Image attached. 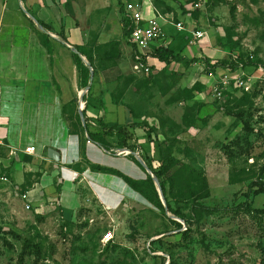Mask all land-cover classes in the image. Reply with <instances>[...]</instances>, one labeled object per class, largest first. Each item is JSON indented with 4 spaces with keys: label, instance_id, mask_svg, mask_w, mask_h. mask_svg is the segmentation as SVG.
<instances>
[{
    "label": "rangeland",
    "instance_id": "obj_1",
    "mask_svg": "<svg viewBox=\"0 0 264 264\" xmlns=\"http://www.w3.org/2000/svg\"><path fill=\"white\" fill-rule=\"evenodd\" d=\"M173 4L174 18L191 14L182 20L185 29L195 22L191 25L205 29L213 40L220 38L219 49L229 53L233 43L231 56L241 55L244 62L264 68V0ZM44 6L53 12L47 27L62 40L70 39L92 63L91 86L78 89L88 103L87 113L99 120V109L105 106L106 123L100 122L110 130L125 129L134 145L140 139L139 150L151 173L164 164L161 180L167 200L185 220L168 212L169 218L163 205L161 209L137 193L123 196L119 207L109 210L81 186L82 206L68 216L50 212L48 204L26 210V203L11 192L6 203V196L0 197V264H260L264 192L257 193L259 184L264 185V83L252 81L249 92L229 89L217 99L212 87L219 81L223 59L214 60L215 66L206 60L200 72L198 64L204 60L194 56L180 70L143 74L122 50L120 9L114 0H47ZM171 31L177 33L174 27ZM110 73L114 77L105 78ZM195 84L197 89L190 92ZM226 103L234 114L243 111V119L226 116L221 110ZM66 112L70 130L81 133L75 113L70 108ZM241 122L249 124L251 134L245 135ZM108 232L113 239L103 243ZM27 241L38 250L29 246L21 256Z\"/></svg>",
    "mask_w": 264,
    "mask_h": 264
},
{
    "label": "crops",
    "instance_id": "obj_2",
    "mask_svg": "<svg viewBox=\"0 0 264 264\" xmlns=\"http://www.w3.org/2000/svg\"><path fill=\"white\" fill-rule=\"evenodd\" d=\"M44 1L47 0H0V154L3 152L0 156V197L6 196L2 198L6 203L5 199L9 200L11 192L18 199L16 195L24 189L23 193H28L29 200H33L29 202L30 206L43 208L48 204L46 209L49 211L58 210L62 215L73 216L82 206L79 190L81 186H85L105 209H117L123 196H130L135 192L119 177L95 172L89 165L116 170L133 180H143L146 173L140 172L134 165L131 154L118 155L119 151L126 148L116 147L118 141L115 138H107L110 147L105 150L96 142H84L82 136L85 133L70 130L66 111L68 105L76 99L78 112L82 93L78 89L83 87L76 70L70 39L62 40L53 30L43 28L46 31L43 32L37 26L38 22L45 25L46 22H51L52 9L45 8ZM114 1L120 7L119 2ZM138 2L144 4V19L152 18L154 10L168 21L182 23L183 19L191 18L190 13L178 14L174 18V13L170 10L174 5L173 0ZM168 21L162 22L165 33L164 48L170 49L174 56L181 57L183 61L190 56L204 60L198 64L199 71L206 60L215 66L214 60L227 61L231 56L219 49L220 38L213 40L205 29L196 28L195 22L188 23L187 30L172 34L173 26ZM193 23L194 27L191 25ZM121 27L123 28L122 23ZM191 30L203 31L206 36L190 45L188 41ZM181 33L187 35L182 36ZM126 39L123 35L122 50L125 53L128 51V56L133 60V47ZM156 49L159 48L154 46L153 52ZM80 55L87 59L82 52ZM152 57L151 65L159 67L153 73L182 68V62L166 65L155 58L154 53ZM114 72L119 74L120 70L115 67ZM249 72L250 70L246 71ZM112 77L114 75L110 73L105 78ZM211 83L214 84L215 79ZM85 107L84 102V109ZM87 111L85 119L96 124L94 128L98 131H94V134L100 133L101 122L106 123L105 106L99 109V120ZM138 143L140 139L136 145L128 142L130 146L137 147L134 152H141ZM27 147H33L35 154L25 153L24 149ZM50 149L60 154L59 163L52 162L48 157Z\"/></svg>",
    "mask_w": 264,
    "mask_h": 264
},
{
    "label": "built area",
    "instance_id": "obj_3",
    "mask_svg": "<svg viewBox=\"0 0 264 264\" xmlns=\"http://www.w3.org/2000/svg\"><path fill=\"white\" fill-rule=\"evenodd\" d=\"M123 6L124 17L130 23L127 27L128 35L127 42L130 46L133 47V62L136 67V70L143 73L149 74L157 72L159 70L157 65H151L153 60V47L164 48L165 33L162 27V22L165 23L166 20L163 15H160L154 10V16L152 18L144 19L142 14V3L138 0H116ZM176 31L182 32L185 31L184 25L180 21L173 22L168 21ZM191 37L188 41L190 45H194L198 40L203 39L206 36V33L200 30H191ZM235 60V58H231ZM154 67V68H153ZM254 72V74L246 73V71ZM214 79V78H213ZM256 81L259 83H264V68L258 66L244 68L243 64H238L237 68L231 70L230 67L222 68L221 74L219 75V81L215 83L212 87L215 98L220 99L224 92L232 89L238 92H249L251 89V82ZM82 104V107H81ZM79 109H84V102L79 103ZM83 127H95V123L89 122L84 118ZM86 143L91 144L88 140L87 133L85 132ZM25 153L33 155L35 150L33 147H27L24 149ZM138 156L141 157V152H137ZM118 155L128 156L129 152L126 149L119 151ZM143 160V159H142ZM5 181V179H2ZM18 196L25 204V209H30V200L28 193H22L16 195ZM112 234L108 232L102 238L103 243H108L111 241Z\"/></svg>",
    "mask_w": 264,
    "mask_h": 264
},
{
    "label": "trees",
    "instance_id": "obj_4",
    "mask_svg": "<svg viewBox=\"0 0 264 264\" xmlns=\"http://www.w3.org/2000/svg\"><path fill=\"white\" fill-rule=\"evenodd\" d=\"M119 14L121 16V23H122V31H123V35H128V32H127V27L130 25L129 21L127 19H125L124 17V11H123V6L120 4V7H119ZM38 24L49 31V28L42 22H38ZM229 48L230 50L228 51L229 53H231V51H233V49L235 48V45L230 44L229 45ZM77 49V48H76ZM78 52H80L78 49H77ZM81 54V52H80ZM74 56V61H75V65H76V70H77V73H78V77L80 79V84L82 87H86L87 83H88V79H89V75H90V72L88 70V68L82 63L81 59L77 56V55H73ZM154 56L155 58H157L160 62H163L165 63L166 65L170 64L171 62H176V63H180V62H183V59L179 56H174L173 52L168 49V48H159V49H156L154 51ZM88 62L90 64V66H92V63L90 61V59H88ZM242 63L244 68H247V67H254L257 65V63H253L251 61H249V59L244 60L242 59V56L239 55L237 56V58H235V60H231V59H228L227 61H223V67L222 68H226L227 66L230 67L231 70H234L235 68H237L238 64ZM197 89V85L195 84L193 86V88L190 89V92L194 91ZM88 94H90V91L88 92ZM76 103V99H74L69 105H68V108H70V110L72 112H74V108H73V104ZM86 103V101H85ZM87 105L88 103H86V107L85 109L83 110V116L85 118L86 116V111H87ZM229 104L226 103L225 106H223L221 108L222 112L226 115V116H229V117H232L234 119H243V111L242 112H239L237 114H234L233 113V110L232 109H229L227 106ZM72 107V109H71ZM77 111H75V121L77 122V130L80 129L83 133H87V136H88V140L90 142H96L98 143L103 149L107 150L109 149L110 145H109V142L107 141V138H115L118 142L116 144V147L118 148H126L130 151H134V148L133 146H130L128 144V142L132 139V135L130 133H128L125 129H115V130H110L108 129L106 126H104L102 123L100 124V128H99V132L100 133H96V134H90L88 133L87 131V127H83L82 124H81V121H80V118H79V115L78 113H76ZM241 125H242V130L244 131L245 135H249L251 134L252 130L250 129L249 127V124L246 123V122H241ZM102 128V129H101ZM76 131V130H75ZM78 132V131H77ZM84 142H86V138H84ZM142 159H143V155H141ZM131 158L134 160V162H136V160L133 158V156H131ZM143 161L145 162V164L147 165V162L145 160V158L143 159ZM164 165V164H162ZM160 166L159 169L157 171H152L153 175L156 177V179L159 181V184H160V188H161V191H162V194L165 198V201H166V205H167V208H168V212L172 213L173 215H175L177 218L181 219V220H185V217L182 215L181 212H178V211H174L171 207V205L169 204L170 202L167 200V197H166V184L164 183V181H162V176H163V173H162V169H163V166ZM90 166V169L95 171V172H100V173H105V174H111V175H114L116 177H119L120 179H122L126 185H128V187H130V189L132 191H134L135 193L143 196L145 199L149 200L150 202H153V203H156L157 206L159 208L162 209V204L160 202V199H159V195H158V192L156 191V187L154 185V182L152 180V178L146 174V178L144 180H133L125 175H123L122 173L116 171V170H113V169H109V168H105V167H101V166H96V165H89ZM149 167V166H148ZM150 168V167H149ZM260 185V192H258L257 194H260V193H263L264 192V185L262 184H259ZM204 212L205 211H209L207 209H202ZM163 211H164V208H163ZM165 213V212H164ZM170 223L173 224V225H176L177 223L170 220ZM180 226V225H179ZM189 231H184L182 233V237H187ZM26 243V242H25ZM27 245L24 246V249L22 250V254L21 256H23L25 254V250H27V247L29 246H32V248L37 252V246L36 245H32L31 242L27 241ZM164 260V259H162ZM169 264H174L173 261H170ZM260 264H264V254L262 255V259H261V262Z\"/></svg>",
    "mask_w": 264,
    "mask_h": 264
},
{
    "label": "water",
    "instance_id": "obj_5",
    "mask_svg": "<svg viewBox=\"0 0 264 264\" xmlns=\"http://www.w3.org/2000/svg\"><path fill=\"white\" fill-rule=\"evenodd\" d=\"M26 15H28L27 13H26ZM29 16V15H28ZM29 18L34 22V23H36V21L32 18V17H30L29 16ZM37 24V23H36ZM38 26V28L41 30V31H43V32H46L41 26H39V25H37ZM72 52L75 54V55H77L80 59H81V61L84 63V65L88 68V70H89V72H90V77H89V81H88V86H87V88H86V91H88V89H89V87L91 86V84H92V81H93V77H94V72H93V70H92V68L90 67V64L84 59V58H82L81 57V55H80V53L77 51V49H75V48H72ZM82 94L80 95V97H79V103L82 101ZM78 115H79V118H80V120H81V123L83 124V121H84V116H83V109H78ZM126 151H128L129 152V154H131L136 160H137V162L142 166V168L144 169V171L146 172V174H148L151 178H152V180H153V182H154V185H155V187H156V191L158 192V195H159V198H160V200H161V202H162V205H163V208H164V212H165V214L169 217V218H172V217H170L169 215H168V208H167V205H166V201H165V199H164V197H163V194H162V191H161V188H160V184H159V181L153 176V174L150 172V170L148 169V167H147V165L145 164V162L138 156V154H137V152H134V151H130V150H128V149H126ZM48 157L50 158V160L52 161V162H54V163H59V161H60V154L57 152V151H54V150H52V149H50L49 151H48ZM155 240H157V239H155Z\"/></svg>",
    "mask_w": 264,
    "mask_h": 264
}]
</instances>
